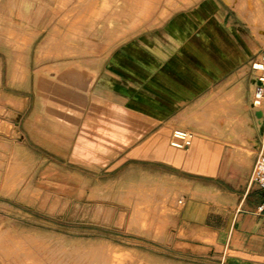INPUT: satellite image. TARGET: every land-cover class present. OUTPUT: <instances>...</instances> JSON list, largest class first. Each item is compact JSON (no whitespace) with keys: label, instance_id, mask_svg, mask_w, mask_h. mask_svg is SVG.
Here are the masks:
<instances>
[{"label":"rangeland","instance_id":"374dc122","mask_svg":"<svg viewBox=\"0 0 264 264\" xmlns=\"http://www.w3.org/2000/svg\"><path fill=\"white\" fill-rule=\"evenodd\" d=\"M200 1L0 0V264H225L183 214L200 182L244 192L264 27L233 20L236 50Z\"/></svg>","mask_w":264,"mask_h":264},{"label":"crops","instance_id":"0c3cea01","mask_svg":"<svg viewBox=\"0 0 264 264\" xmlns=\"http://www.w3.org/2000/svg\"><path fill=\"white\" fill-rule=\"evenodd\" d=\"M203 1L205 2V0L200 1L201 5L197 9L201 10L204 8L206 2L202 3ZM220 7L216 5L215 10L220 11ZM225 18L228 19V37H230L228 46L231 44L237 50L238 44H233L238 43L240 39L237 40L235 38L252 36L254 33H249L248 30L235 26L233 20H255L258 26L263 28L264 0H228V11ZM246 28L250 27L247 26ZM261 33L264 34V29H261ZM214 34L218 35V33ZM254 51L258 52L259 50ZM229 52L228 48V71H231L234 66L242 62V54L238 55V57L236 56L237 59L232 60ZM251 81L254 84L253 77ZM253 96L248 99V102L246 100L248 103L247 107L240 109L239 114L243 115L244 118L239 130L236 129V133H239L257 151L251 170L247 175L244 192L239 196L234 194L227 196L224 194L227 192H223L220 187L205 186L200 182L198 186L194 187L193 191L201 197L197 198L195 196L186 203L183 214L187 222L206 227L218 236H223L222 242L226 253L225 264H264V189L252 185L250 182L256 157L264 146V118H260L257 115L261 109L253 106ZM224 137L227 139V135H224ZM206 142L207 146L214 148L216 152L215 146L217 145H221L222 150L225 148V145L221 143L211 144L210 141ZM200 148L201 144H198L192 150V156L200 158ZM208 163L211 164L212 162L208 161ZM211 166L209 165V168H213ZM199 168L198 174L200 177L198 179L200 181L206 180V178L213 179L215 176L218 178L225 174V171H222V169L220 171L218 167L214 168L213 175H207L208 173L204 168ZM201 174H205L208 177Z\"/></svg>","mask_w":264,"mask_h":264},{"label":"built area","instance_id":"2783aa9c","mask_svg":"<svg viewBox=\"0 0 264 264\" xmlns=\"http://www.w3.org/2000/svg\"><path fill=\"white\" fill-rule=\"evenodd\" d=\"M251 71L254 74L253 106L264 109V48L251 62ZM181 136H186V134L182 133ZM250 182L252 185L264 189V146L256 157Z\"/></svg>","mask_w":264,"mask_h":264},{"label":"water","instance_id":"95a60500","mask_svg":"<svg viewBox=\"0 0 264 264\" xmlns=\"http://www.w3.org/2000/svg\"><path fill=\"white\" fill-rule=\"evenodd\" d=\"M257 115H258L260 118H264V109L259 110Z\"/></svg>","mask_w":264,"mask_h":264},{"label":"bare ground","instance_id":"6f19581e","mask_svg":"<svg viewBox=\"0 0 264 264\" xmlns=\"http://www.w3.org/2000/svg\"><path fill=\"white\" fill-rule=\"evenodd\" d=\"M181 135H182V134H181ZM220 150H222V149H221V146H218V147H217V152L220 151Z\"/></svg>","mask_w":264,"mask_h":264}]
</instances>
